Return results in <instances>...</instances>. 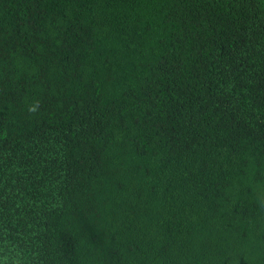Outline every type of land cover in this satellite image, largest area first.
<instances>
[{"label": "trees", "instance_id": "trees-1", "mask_svg": "<svg viewBox=\"0 0 264 264\" xmlns=\"http://www.w3.org/2000/svg\"><path fill=\"white\" fill-rule=\"evenodd\" d=\"M0 262L264 264V0H0Z\"/></svg>", "mask_w": 264, "mask_h": 264}, {"label": "clouds", "instance_id": "clouds-1", "mask_svg": "<svg viewBox=\"0 0 264 264\" xmlns=\"http://www.w3.org/2000/svg\"><path fill=\"white\" fill-rule=\"evenodd\" d=\"M0 264H6V262H0Z\"/></svg>", "mask_w": 264, "mask_h": 264}]
</instances>
